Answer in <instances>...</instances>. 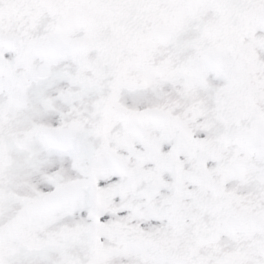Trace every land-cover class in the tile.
<instances>
[{
  "label": "snow or ice",
  "instance_id": "obj_1",
  "mask_svg": "<svg viewBox=\"0 0 264 264\" xmlns=\"http://www.w3.org/2000/svg\"><path fill=\"white\" fill-rule=\"evenodd\" d=\"M0 264H264V0H0Z\"/></svg>",
  "mask_w": 264,
  "mask_h": 264
}]
</instances>
